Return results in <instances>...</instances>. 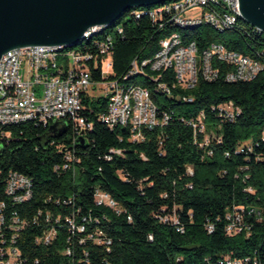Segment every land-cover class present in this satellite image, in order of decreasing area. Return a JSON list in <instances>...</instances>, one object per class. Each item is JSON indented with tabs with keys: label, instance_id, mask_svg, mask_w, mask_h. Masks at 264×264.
Segmentation results:
<instances>
[{
	"label": "trees",
	"instance_id": "16d2710c",
	"mask_svg": "<svg viewBox=\"0 0 264 264\" xmlns=\"http://www.w3.org/2000/svg\"><path fill=\"white\" fill-rule=\"evenodd\" d=\"M239 27L218 32L201 25L181 33L199 50L212 41L248 55L264 47L263 34L243 21ZM166 33L148 17L125 12L80 45L100 60L93 41L111 39L110 72L102 75L90 60L91 80H122L132 60L152 56ZM213 63L220 68L216 80L200 76L192 88L172 87L168 80V93L151 86L169 119L143 128L139 138L99 120L105 95H82L79 114L91 124L84 146L73 145L71 121L60 137L30 121L0 125V217L5 225L13 212L28 221L14 243L23 264H264V68L251 80L227 82V66ZM130 81L150 84L141 74ZM229 101L240 109L231 121L216 108ZM199 112L220 142L200 145L203 134L185 122ZM66 151L73 159L63 169ZM9 171L31 179L29 200L15 203L6 195ZM96 191L107 193L115 206L97 203ZM38 210L43 214L34 221ZM237 214L240 230L228 233ZM50 228L54 237L36 242Z\"/></svg>",
	"mask_w": 264,
	"mask_h": 264
},
{
	"label": "built area",
	"instance_id": "2783aa9c",
	"mask_svg": "<svg viewBox=\"0 0 264 264\" xmlns=\"http://www.w3.org/2000/svg\"><path fill=\"white\" fill-rule=\"evenodd\" d=\"M126 13L136 19L146 16L153 24L167 30V33L159 39L158 48L152 56L141 61L132 60L130 70L122 80H91L88 66L90 60L95 67L100 65L102 75L110 72L109 35L105 39L93 41L98 53L103 55L100 60L91 52L83 51L80 46L89 43L110 26L103 29L99 26L89 28L83 40L73 47L37 45L7 51L0 59V125L30 121L43 126L58 122L60 127L71 121L76 131L75 136L73 135L75 145L76 138L84 136L86 130L91 128V124L79 114L82 95H89L91 87L101 86L108 101L106 110L99 114V120L109 128L127 127L134 137L139 138L143 128L162 126L169 119L168 113L160 110L152 97L151 86L168 93V80L172 87L181 88L196 86L200 76L205 80H216L220 76V68L213 61L227 66V70L222 73L227 82L251 80L264 68V47L255 49L248 55L227 48L219 41H212L199 50L196 41H185L182 38V30L201 25L218 32L241 28L239 22L243 20L240 18L237 0H171L151 7L133 8ZM248 26L252 31L264 35L263 31L249 24ZM121 31L120 27L117 28L118 33ZM146 69L156 74H148ZM28 74L29 77H26ZM138 74L149 78L150 84L130 81L131 77H138ZM36 86H41L40 92ZM186 100L191 101V98ZM216 108L220 116L230 121L240 113V109L230 101L219 104ZM203 119V113L199 112L185 122L195 132L203 134L200 145H209L212 140L220 142V136L213 130L206 131ZM64 156L62 168L66 169L73 157L70 151H66ZM188 172L192 173L190 168ZM5 193L15 203L27 201L32 197V181L24 174L9 171L5 179ZM95 197L97 203L115 206V202L105 192L96 191ZM252 211L251 209L250 212ZM42 214L38 210L34 221ZM44 216L48 221L51 214L45 212ZM239 221L237 214L227 225V232L239 231ZM26 224L28 221L20 218L16 212L11 214L6 225L3 216L0 217V264H23L24 258L14 243ZM54 235L53 228L44 230L36 238V242L48 243ZM234 264L242 262L239 260Z\"/></svg>",
	"mask_w": 264,
	"mask_h": 264
},
{
	"label": "water",
	"instance_id": "95a60500",
	"mask_svg": "<svg viewBox=\"0 0 264 264\" xmlns=\"http://www.w3.org/2000/svg\"><path fill=\"white\" fill-rule=\"evenodd\" d=\"M171 0H0V59L10 49L27 46L73 47L89 28L111 26L130 9ZM240 18L264 32V0H237ZM55 137L66 124L49 125ZM86 144L83 135L76 138Z\"/></svg>",
	"mask_w": 264,
	"mask_h": 264
},
{
	"label": "rangeland",
	"instance_id": "374dc122",
	"mask_svg": "<svg viewBox=\"0 0 264 264\" xmlns=\"http://www.w3.org/2000/svg\"><path fill=\"white\" fill-rule=\"evenodd\" d=\"M26 77H29V74L26 76ZM36 88L38 89V92L41 91V86H36ZM102 87L101 86H95V87H91L90 90H89V95L90 96H103L104 94L102 93Z\"/></svg>",
	"mask_w": 264,
	"mask_h": 264
}]
</instances>
